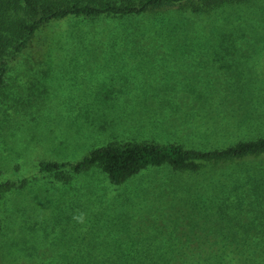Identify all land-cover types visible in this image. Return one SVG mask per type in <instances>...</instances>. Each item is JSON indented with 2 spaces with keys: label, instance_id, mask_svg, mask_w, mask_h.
Returning a JSON list of instances; mask_svg holds the SVG:
<instances>
[{
  "label": "rangeland",
  "instance_id": "obj_1",
  "mask_svg": "<svg viewBox=\"0 0 264 264\" xmlns=\"http://www.w3.org/2000/svg\"><path fill=\"white\" fill-rule=\"evenodd\" d=\"M201 5L53 19L10 62L0 86V181L15 186L1 216L17 230L0 242V264H264V153L197 171L149 165L118 185L97 166L62 168L67 181L39 168L113 142L210 151L264 135V0L194 9ZM128 46L217 54L186 64L155 50H102Z\"/></svg>",
  "mask_w": 264,
  "mask_h": 264
},
{
  "label": "trees",
  "instance_id": "obj_2",
  "mask_svg": "<svg viewBox=\"0 0 264 264\" xmlns=\"http://www.w3.org/2000/svg\"><path fill=\"white\" fill-rule=\"evenodd\" d=\"M185 1L191 0H0V86L3 84L10 62L28 46L38 28L50 20L68 16L89 19L103 15L124 17ZM199 1H202V5L194 8L195 10L212 8L223 2L234 0ZM262 153H264V135L253 140L239 141L224 149L210 151L184 148L179 144H160L154 141H125L96 147L73 163L41 161L39 168L44 172H54L59 179L67 181L71 179V174L62 172V168L69 167L71 172L79 173L97 166L108 176L111 183L118 185L149 165L168 164L174 170L197 171L204 162L230 161ZM14 186L15 182L11 180L0 181V242L3 241L2 239L11 240L6 233L17 230L16 227L5 226L1 216L2 213L4 216L8 213L7 209L2 210L7 208V199L4 197L6 192ZM131 197L140 198V196ZM140 262L142 261L136 259H119L80 261L78 264H140Z\"/></svg>",
  "mask_w": 264,
  "mask_h": 264
},
{
  "label": "crops",
  "instance_id": "obj_3",
  "mask_svg": "<svg viewBox=\"0 0 264 264\" xmlns=\"http://www.w3.org/2000/svg\"><path fill=\"white\" fill-rule=\"evenodd\" d=\"M128 49L132 50H155L159 51L157 53L164 54V55H178L176 58H172V61L174 62H183L186 64H191V63H196L198 61H210L212 58L207 57L205 55H212V54H217L214 50H216L215 47H209V46H156V47H141V46H128V47H104L102 50H106L108 52L111 51H127ZM184 72L183 74L180 75L182 78H195V75H190L189 70H182ZM122 101H141V102H189L192 101L193 99H190L189 97H185L184 99H166L165 97L163 98H140L138 100H132L131 97H123Z\"/></svg>",
  "mask_w": 264,
  "mask_h": 264
}]
</instances>
